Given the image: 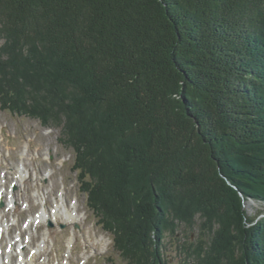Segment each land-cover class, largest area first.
I'll list each match as a JSON object with an SVG mask.
<instances>
[{
  "label": "trees",
  "instance_id": "trees-1",
  "mask_svg": "<svg viewBox=\"0 0 264 264\" xmlns=\"http://www.w3.org/2000/svg\"><path fill=\"white\" fill-rule=\"evenodd\" d=\"M0 108L60 130L127 264L197 216L196 264H264V0H0Z\"/></svg>",
  "mask_w": 264,
  "mask_h": 264
},
{
  "label": "rangeland",
  "instance_id": "rangeland-1",
  "mask_svg": "<svg viewBox=\"0 0 264 264\" xmlns=\"http://www.w3.org/2000/svg\"><path fill=\"white\" fill-rule=\"evenodd\" d=\"M59 137L58 128H47L37 119L0 108V191L5 202L0 207V242L10 262L5 264H23L18 251L10 257V241L13 249L23 250L26 264H127L113 246V235L101 227L89 209L87 195L71 167L73 152L60 143ZM12 198L14 206L8 205ZM57 201L63 209L70 206L75 210L78 219L69 221L61 211L56 214L53 209ZM244 207L250 216H264V202L249 199ZM45 209L51 216L35 223ZM201 233L198 216L194 228L182 224L175 234L166 232L161 251L168 264H196L195 256L189 257L185 248L197 244ZM19 236L22 248L17 242Z\"/></svg>",
  "mask_w": 264,
  "mask_h": 264
},
{
  "label": "bare ground",
  "instance_id": "bare-ground-1",
  "mask_svg": "<svg viewBox=\"0 0 264 264\" xmlns=\"http://www.w3.org/2000/svg\"><path fill=\"white\" fill-rule=\"evenodd\" d=\"M13 68V67H12ZM44 83V82H43ZM19 85V84H18ZM13 201V198L12 199H10V201L9 202H12ZM73 208H74V206H73ZM54 210H55V213L56 214H58V212L60 213V211H63V212H65L63 215H61L62 217H64L65 219H67V220H69V221H74V220H77L78 219V217H77V212L75 211V210H73V211H70V209L69 208H65V209H63V206H61V205H57L55 208H54ZM47 212H46V210L44 211H42L35 219H34V222L35 223H37V224H39V223H41L42 221H44L45 219H46V217H48L47 216ZM20 238V237H19ZM14 243H12L11 244V246H10V248L12 247V245H13ZM72 244V243H71ZM0 253H2V255H3V248H2V246H1V248H0ZM23 255V254H22ZM1 256V255H0ZM0 264H5V261H4V258H3V256L2 257H0ZM25 261H22V263L23 264H25L24 263ZM30 264H32V262L30 263Z\"/></svg>",
  "mask_w": 264,
  "mask_h": 264
},
{
  "label": "water",
  "instance_id": "water-1",
  "mask_svg": "<svg viewBox=\"0 0 264 264\" xmlns=\"http://www.w3.org/2000/svg\"><path fill=\"white\" fill-rule=\"evenodd\" d=\"M1 205H4L3 202L1 203ZM52 225V224H51Z\"/></svg>",
  "mask_w": 264,
  "mask_h": 264
}]
</instances>
